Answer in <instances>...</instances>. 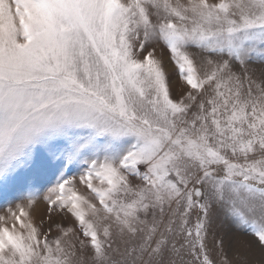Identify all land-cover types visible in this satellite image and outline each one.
<instances>
[{
  "label": "snow or ice",
  "instance_id": "obj_1",
  "mask_svg": "<svg viewBox=\"0 0 264 264\" xmlns=\"http://www.w3.org/2000/svg\"><path fill=\"white\" fill-rule=\"evenodd\" d=\"M0 197V264H264V0H0Z\"/></svg>",
  "mask_w": 264,
  "mask_h": 264
},
{
  "label": "rangeland",
  "instance_id": "obj_2",
  "mask_svg": "<svg viewBox=\"0 0 264 264\" xmlns=\"http://www.w3.org/2000/svg\"><path fill=\"white\" fill-rule=\"evenodd\" d=\"M169 71H171L170 67H169ZM172 81H173V91L175 92L176 91V87H177V83H176V78L174 76L172 77ZM45 187H46V185H45ZM36 188L39 189L41 194L43 193L44 187H41L39 183L36 185ZM33 190H35V189H33ZM3 204H4V200H3L2 197H0V206H2ZM0 211H2V207H0ZM32 212H33V216L36 217L37 219H39V217H41L43 215H46L45 204L42 201V198H41L40 201H38L35 204ZM251 259L253 261H259V259H260L259 253H256L255 255H253L251 257Z\"/></svg>",
  "mask_w": 264,
  "mask_h": 264
}]
</instances>
